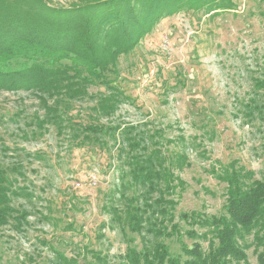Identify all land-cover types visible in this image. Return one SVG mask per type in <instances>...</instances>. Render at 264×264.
I'll list each match as a JSON object with an SVG mask.
<instances>
[{
    "label": "rangeland",
    "instance_id": "1",
    "mask_svg": "<svg viewBox=\"0 0 264 264\" xmlns=\"http://www.w3.org/2000/svg\"><path fill=\"white\" fill-rule=\"evenodd\" d=\"M48 1L65 6L83 0ZM231 2L216 13L179 11L161 18L119 57L110 78L124 96L109 115L92 110L101 94H109L93 85L86 96L62 105L65 124L38 129L43 106L37 96L0 91V164L13 167L9 178L22 189L11 202L16 220L0 226V264H64L61 256L76 264H115L130 239L140 247V237L123 232L109 209L121 204L123 135L147 138L161 129L158 146L186 156L187 164L173 171L185 185L172 196L174 222L184 211H221L225 184L208 172L216 160L234 159L255 178L262 176L264 0ZM89 121L117 131L86 141L79 128ZM165 241L178 252L177 241ZM246 253V264H256L253 248Z\"/></svg>",
    "mask_w": 264,
    "mask_h": 264
},
{
    "label": "trees",
    "instance_id": "2",
    "mask_svg": "<svg viewBox=\"0 0 264 264\" xmlns=\"http://www.w3.org/2000/svg\"><path fill=\"white\" fill-rule=\"evenodd\" d=\"M232 6L231 0H83L65 6L48 0H0V91L34 93L43 106L38 129L45 123L65 124L62 105L86 96L93 85L107 88L109 94H101L92 110L109 115L124 96L110 78L119 57L132 52L161 18L179 11L216 13ZM79 129L82 139L117 131L94 121ZM159 131L152 130L147 138L123 135L127 170L118 190L121 204L109 209L120 229L137 234L141 244L131 245L130 239L115 264H246L250 247L256 264H264V172L255 178L234 159L216 160L208 172L225 184L221 211H184L174 222L177 200L172 196L185 185L173 171L187 164L186 156L163 151L154 141ZM12 169L0 164V226L16 220L11 202L22 189L15 190L8 175ZM165 239L177 241L178 252Z\"/></svg>",
    "mask_w": 264,
    "mask_h": 264
},
{
    "label": "built area",
    "instance_id": "3",
    "mask_svg": "<svg viewBox=\"0 0 264 264\" xmlns=\"http://www.w3.org/2000/svg\"><path fill=\"white\" fill-rule=\"evenodd\" d=\"M77 185H80V183H79V182H77Z\"/></svg>",
    "mask_w": 264,
    "mask_h": 264
}]
</instances>
